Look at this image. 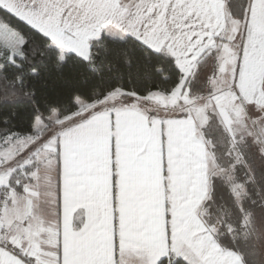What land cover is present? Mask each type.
Wrapping results in <instances>:
<instances>
[{
	"label": "snow or ice",
	"instance_id": "snow-or-ice-1",
	"mask_svg": "<svg viewBox=\"0 0 264 264\" xmlns=\"http://www.w3.org/2000/svg\"><path fill=\"white\" fill-rule=\"evenodd\" d=\"M0 264H264V0H0Z\"/></svg>",
	"mask_w": 264,
	"mask_h": 264
}]
</instances>
